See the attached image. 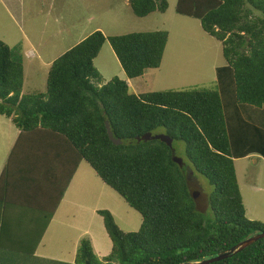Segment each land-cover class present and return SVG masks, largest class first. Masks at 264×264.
<instances>
[{
	"label": "trees",
	"instance_id": "trees-1",
	"mask_svg": "<svg viewBox=\"0 0 264 264\" xmlns=\"http://www.w3.org/2000/svg\"><path fill=\"white\" fill-rule=\"evenodd\" d=\"M128 3L138 17L168 9L167 0ZM175 10L199 19L204 32L221 42L234 102L263 107L264 0H177ZM168 40L167 30L113 36L95 30L51 63L46 91L34 93L22 91L20 50L0 40V115L20 130L0 175V247L8 248L7 228L25 217L14 218L10 210L25 206L26 200L20 204L13 197L27 186L31 197L41 195L30 201L32 216L41 215L28 231L33 246L27 251L35 252L82 161L142 222L138 231L127 232L110 210L98 209L111 250L98 256L84 240L74 264L195 262L264 233L263 222L246 216L217 84L134 93L118 76L104 83L94 64L108 41L126 77H141L160 67ZM107 124L120 143L109 136ZM158 129L184 142L182 165L173 160V142L144 138ZM189 169L213 187L205 210L190 189ZM207 264H264V238Z\"/></svg>",
	"mask_w": 264,
	"mask_h": 264
},
{
	"label": "rangeland",
	"instance_id": "rangeland-1",
	"mask_svg": "<svg viewBox=\"0 0 264 264\" xmlns=\"http://www.w3.org/2000/svg\"><path fill=\"white\" fill-rule=\"evenodd\" d=\"M167 1L168 9L164 13L153 12L146 17H138L128 0H25V15L21 17L13 14L14 19H11L0 11V40L21 52L23 93L46 91L51 63L95 30H101L107 36L155 30L169 32L160 67L148 69L144 75L131 81L130 91L134 93L185 89L195 86V80L199 83L201 78L205 81L200 86L215 87L211 83L215 76L214 66L224 60L221 42L204 32L199 19L178 14L175 10L177 0ZM13 20L24 29L16 27ZM94 64L104 83L114 76L127 79L108 41L94 59ZM8 120L0 115V169L19 133L15 124ZM157 131L161 133V129ZM173 144L176 156L184 159V142L177 140ZM245 162L247 165L244 167ZM263 165L264 160L257 158L241 161V166L239 164L243 194L251 198L250 204L244 202L246 216L264 223V207L261 203L256 205L260 195L247 190L248 186L258 183V173L264 177ZM78 167L56 217L61 219L65 216L67 220L63 222L72 218V224L53 222L44 237L46 247H54L56 255L62 252L65 259L69 254L73 255L74 249L77 255L84 240L91 242L98 256L110 252L112 242L98 209L110 210L120 228L127 232L138 231L142 222L141 214L108 187L86 162L82 161ZM189 170L190 189L197 195L198 205L205 210L207 195L213 187L203 175Z\"/></svg>",
	"mask_w": 264,
	"mask_h": 264
},
{
	"label": "crops",
	"instance_id": "crops-1",
	"mask_svg": "<svg viewBox=\"0 0 264 264\" xmlns=\"http://www.w3.org/2000/svg\"><path fill=\"white\" fill-rule=\"evenodd\" d=\"M15 9L17 11H15ZM0 11H3L4 14L9 16L11 19H14L13 14L18 17H21V15H25V0H0ZM15 20H13L12 23H15L16 27L21 28V30H23L24 28L22 27V25L18 24V21L16 20V22ZM214 55L217 56V54ZM231 72V68L228 66V64H226L224 60L220 61L218 65L214 66L215 76L211 83L217 84L218 90L222 97L226 125L229 133L232 150L231 152L234 158L238 183L242 193L243 201L247 202V204H250L251 198H249L248 195L244 196L243 194V189L240 181V175L242 172L240 166L241 161H248L251 158L264 160V106L259 108L254 106L238 105L234 102L235 87ZM134 79H126L129 84V87H131V81H133ZM204 81L205 79L201 78V81L198 83V80L196 79L194 84H202ZM18 132H20L19 129ZM9 153L10 149L8 151L7 156L5 157V161L3 163L2 168L0 169V175L6 164ZM246 165L247 164L245 162L243 166L245 167ZM262 167L264 168V165ZM78 168L70 181L74 180ZM84 171H88V169H84ZM256 177L258 183H254L252 186H248L247 190L253 192L254 194L260 195V199L258 200L256 205H259V203H261L264 207V177L262 174L259 173ZM66 194L67 190L65 191L35 252L30 253L27 251V249L32 248L33 239L30 233H28L29 227L32 224L35 225L38 222V218H41V215L36 213L34 214V217L32 216L35 208H32V206H30V201L31 199H35V197L37 196L39 200V197H41V195H39L38 191H36V194H34L35 197H31L30 187L27 186L26 188L23 187L16 191V194L13 198L19 200L20 204L22 203V201L24 202L26 200L23 203L25 204V206L18 205V207L12 208L10 212L13 214L14 218H20V215L24 214L25 217L21 218L22 220H17L16 223L12 222L10 228H7L6 235H4V242L8 243L9 246L8 248L0 247V264H74L76 255L75 249L73 250V255L69 254V256H67L68 259H65L62 256V252L61 255H56L54 253V247L47 248L44 244V237L51 224L56 221L63 222V220H67L65 216H62L61 219L56 218L61 203L65 201L64 199ZM42 197L45 198L46 196L43 195ZM67 201L70 205L72 204L70 200L67 199ZM256 214L257 213H255V215ZM70 217H72V215H70ZM71 219L72 218H70L69 222L65 221L63 223L71 225ZM262 221H264V217ZM29 242L30 244L28 245Z\"/></svg>",
	"mask_w": 264,
	"mask_h": 264
},
{
	"label": "water",
	"instance_id": "water-1",
	"mask_svg": "<svg viewBox=\"0 0 264 264\" xmlns=\"http://www.w3.org/2000/svg\"><path fill=\"white\" fill-rule=\"evenodd\" d=\"M107 128L109 130V125L108 124H107ZM109 136L113 139L114 142L120 143V140L113 138V135H112L110 130H109ZM144 138L145 139H153V138L160 139V140L166 142L169 146H172V142H173V139L169 135H167L165 133H158V134H153V135L149 133V134L145 135ZM173 160L175 162L179 163L180 165L183 164L182 163L183 162L182 158H179L178 156H174ZM260 238H264V233L254 234V235L248 237L247 239L239 242L238 244L232 246L228 250L220 252L217 256H214L212 258L205 259V260H199V261H195V262L182 263V264H207V263H210V262H213V261H218V260L227 258L230 255H232V254H234V253L246 248L247 246L251 245L253 242H255L256 240H258Z\"/></svg>",
	"mask_w": 264,
	"mask_h": 264
}]
</instances>
